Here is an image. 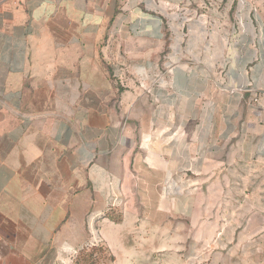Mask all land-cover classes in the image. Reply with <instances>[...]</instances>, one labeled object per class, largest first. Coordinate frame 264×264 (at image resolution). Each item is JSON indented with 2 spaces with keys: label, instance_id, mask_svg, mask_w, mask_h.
I'll return each instance as SVG.
<instances>
[{
  "label": "crops",
  "instance_id": "crops-1",
  "mask_svg": "<svg viewBox=\"0 0 264 264\" xmlns=\"http://www.w3.org/2000/svg\"><path fill=\"white\" fill-rule=\"evenodd\" d=\"M225 158L264 162V0H0V264H264Z\"/></svg>",
  "mask_w": 264,
  "mask_h": 264
},
{
  "label": "rangeland",
  "instance_id": "rangeland-1",
  "mask_svg": "<svg viewBox=\"0 0 264 264\" xmlns=\"http://www.w3.org/2000/svg\"><path fill=\"white\" fill-rule=\"evenodd\" d=\"M254 162L255 168H250L251 166H253V164L251 163L248 165L246 161H232L225 158L223 161L225 168L219 170L214 176L209 175L208 182L206 183L225 185L226 187L224 193L221 192L218 194V196H220V201L218 204H216L217 193H209L213 201L211 213L212 221H215L217 216L218 218L225 217V223L221 224L220 222V226L225 227V230L233 232H242L249 230L258 233L259 235L254 241V243L256 244V248L258 249L264 248V162ZM249 184L254 185L255 192L250 193V195H255L254 197L256 199V205L252 213L250 214V217L246 216L247 214H245L246 211L244 210V217L243 214L240 213V202L243 198H245V195L248 192H243V188H240V186H247ZM232 185H235L240 189L233 191L231 188ZM231 217H233V221L230 220ZM237 242L243 243L246 241ZM258 253L264 255L263 252ZM257 257L261 256L259 255ZM97 264H111V262L109 261L107 254H101Z\"/></svg>",
  "mask_w": 264,
  "mask_h": 264
},
{
  "label": "trees",
  "instance_id": "trees-1",
  "mask_svg": "<svg viewBox=\"0 0 264 264\" xmlns=\"http://www.w3.org/2000/svg\"><path fill=\"white\" fill-rule=\"evenodd\" d=\"M105 217L114 223H119L122 220V214L119 210L110 209L105 213ZM101 254H107L109 261L113 263L115 261L114 257L111 256L107 249L100 245H95L91 247L81 248L76 255L75 263L77 264H97Z\"/></svg>",
  "mask_w": 264,
  "mask_h": 264
}]
</instances>
